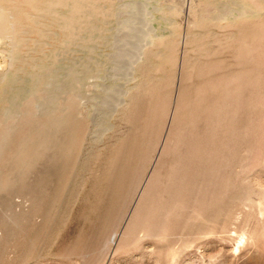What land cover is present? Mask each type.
I'll use <instances>...</instances> for the list:
<instances>
[{
  "label": "rangeland",
  "instance_id": "obj_1",
  "mask_svg": "<svg viewBox=\"0 0 264 264\" xmlns=\"http://www.w3.org/2000/svg\"><path fill=\"white\" fill-rule=\"evenodd\" d=\"M0 264H264V0H0Z\"/></svg>",
  "mask_w": 264,
  "mask_h": 264
}]
</instances>
